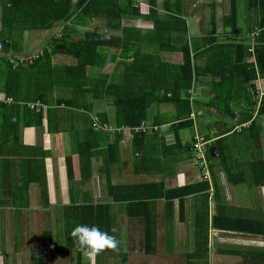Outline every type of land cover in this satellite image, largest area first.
<instances>
[{
	"label": "crops",
	"instance_id": "0c3cea01",
	"mask_svg": "<svg viewBox=\"0 0 264 264\" xmlns=\"http://www.w3.org/2000/svg\"><path fill=\"white\" fill-rule=\"evenodd\" d=\"M137 1L142 10L148 12L150 1ZM156 1L162 7L165 0ZM184 1L183 11L191 36L198 35L203 18L210 16L213 8L218 17L229 14L231 9L230 0H202L205 8H198L196 2L200 0ZM239 1L242 32L254 22V17L253 13L243 10L245 0ZM5 4L10 8L8 0H0V48L10 50L9 53L18 55L49 48L55 34L65 27V23H60L58 28L50 30L18 28L16 11H7L4 15ZM126 27L150 29L153 22L125 17L121 28L110 29L102 22L99 25L88 19L85 24L76 25L74 31L77 36L87 31L121 36ZM142 44L144 52L153 56L154 65L162 61L178 65L184 62L178 50ZM254 44L251 40L252 52ZM208 58L207 54L196 58L199 75L193 87L182 92V100L189 102V113H184L186 107L180 103L154 102L148 107L139 131L118 125L112 96L105 97L109 84L112 92L118 90L116 87L124 79L126 64L132 62V58L123 57L121 50L115 48L110 49L103 67H88L92 84L106 78L105 85L93 88L92 93L79 90L80 102L89 103L90 110L74 109V113L68 114L67 106L54 107L63 109L53 116V126L59 131L48 130L47 107L37 110L44 114L42 124L20 126L17 136L13 120L12 124L5 122L0 112V264H190L195 260L192 255L198 254L194 242L205 239V231L201 229L198 234L196 227L199 224L205 227L206 222L209 247L225 234L264 241L260 235L212 227L219 210L264 220V114L259 113L264 77L249 82L231 76L225 83L216 85L214 80L218 82L219 78L210 72ZM50 59L56 72V84L51 93L52 103L56 104L57 98L73 94V90L62 84V75L66 67L75 65L76 59L63 54ZM253 59L251 56L249 61L254 62ZM223 61L225 65L226 59ZM166 78L176 77L170 74ZM155 80H148L145 85L160 84ZM99 92L104 97L94 98ZM0 98L5 99L3 93ZM90 113L104 115L107 124L115 130L102 131V137H88L85 131L91 125ZM105 133L118 146V159L109 166L105 165L110 144ZM198 134L205 138L208 151L211 146L217 147L218 155L208 160L209 178H204V170L195 160L192 144ZM216 140L220 141L219 147ZM79 144L95 151L89 178L83 179L81 175ZM70 155L74 162L72 181L67 178L66 168V157ZM113 186H122L116 190L121 201L116 202L110 196ZM44 187H47L48 199L43 196ZM71 191L88 192L94 203L111 204L112 237L117 241L114 249L91 257L84 253L79 256L77 249L65 248L64 231L61 237H56L54 245L43 244L45 226L58 217L63 218L62 210L70 203ZM58 193H67V199H57ZM128 200L139 205L132 209L134 215L130 217L127 216ZM50 209L56 211L50 213ZM147 241L151 242V251H148ZM216 253V260L227 256ZM232 257L239 264L244 258ZM249 260L250 264H259L258 259Z\"/></svg>",
	"mask_w": 264,
	"mask_h": 264
},
{
	"label": "trees",
	"instance_id": "16d2710c",
	"mask_svg": "<svg viewBox=\"0 0 264 264\" xmlns=\"http://www.w3.org/2000/svg\"><path fill=\"white\" fill-rule=\"evenodd\" d=\"M149 1L151 6L148 12H144L137 0H8L10 8H7L8 6L5 4L4 15L7 11L15 10L18 28L50 30L58 28L60 23H65L60 36L55 34L49 48L45 47L44 54L33 63L20 64L15 67L5 58L0 59V93L5 96V99L0 101V112L3 113L5 122L12 124L11 120H13L12 125L15 128L16 136L20 126L42 124L44 118L42 111L31 109L26 103L39 102L47 106L49 131L57 129L53 126V116L63 110L54 107L67 106L68 114L70 111L74 113V109L90 110L89 103L80 102L79 93L81 92L79 90L82 92L87 90L86 92L92 93L93 88H102L105 85V77L92 84L88 76V67H103L112 48L120 49L121 55L132 58V62L126 64L124 79L116 87L118 90L112 92L111 88L113 87L109 84L105 97L112 96L110 99L117 107L118 125L129 127L132 130L141 126L145 121L147 109L154 102L167 100L174 104L180 103L186 107L184 113H189V102L186 99L182 100V92L193 87L195 78L199 75V66L196 61L202 55L207 54L210 72L219 78L218 82L214 80L216 85L225 83L231 76L249 82L259 76L264 77V0H245L246 8L243 10L247 14L253 13L254 22L248 25L244 31L240 30V1L230 0V13L218 17L213 8L211 15L203 18V27L200 28L196 36L189 34L187 18L183 11L184 0H165L162 7L158 6L156 0ZM199 7L205 8V4H199ZM125 17L151 20L153 27L150 29L126 27L123 28L121 36L89 31L77 36L74 31L76 25H83L88 19L94 20L99 25L102 22V25L110 29H119L122 27V20ZM2 35L5 37V34ZM251 40L255 42L254 52L250 50ZM142 43L155 44L160 49L167 47L170 50H178L182 53L184 62L178 65L162 61L154 65L153 56L144 52ZM9 51L6 48H0V52L7 54ZM57 54L75 58L76 63L66 67L62 75L64 77L62 84L73 90V94L67 98H57L56 104H53L51 93L56 84V72L51 67L50 58ZM251 56H253L254 62L249 61ZM224 59H226L225 65L222 64ZM159 74L162 77H158ZM170 74H174L176 78L167 79L166 77H170ZM148 80L159 81L160 84L156 82V86L148 87L145 85ZM108 90L110 92L107 93ZM102 97L104 95L101 92L94 94V98ZM211 104L214 105V103ZM232 111L233 109L230 108V113ZM259 113L264 114V97ZM89 116L91 125L85 131L88 137H102V131L105 130L95 128L93 119L97 116L101 122L107 123L104 115L90 113ZM151 128L154 127L151 126ZM108 131L112 132V130ZM106 136L110 144L107 145L108 156L105 165L109 166L118 159V146L116 141L110 139L107 134ZM219 142V140L215 142L218 147ZM194 144L195 139L192 148ZM77 153L83 179L91 177L92 159L95 151L79 144ZM219 153L221 156L222 151L220 150ZM211 159L210 153L207 151V160ZM66 168L67 178L72 181L75 178L72 155L66 157ZM22 173L26 174L24 171ZM113 187L114 191L109 192L110 196L116 202L121 201L122 199L116 195V190L122 186ZM44 189L43 196L48 199L47 187ZM69 200L70 203L62 210L63 218L61 219L63 222L60 224L61 226L59 223L57 225L60 227L54 226L56 220L45 226L43 244L54 245L56 236L61 237L62 231H64L67 240H65V248L68 250L70 248L77 249L79 256H82L83 252L71 237L72 229L77 224H87L96 226L112 236L114 217L110 212L111 204L94 203L91 201L92 198H89L88 192L75 194L71 191ZM128 203L127 216L130 217L134 215L132 209L139 205H136L137 202L134 200H128ZM55 211L50 209L49 212ZM199 225H197L196 231H199L198 234H200L203 229L205 239H196L194 245H196L198 254L192 255V259L195 260L189 263L210 264L209 224L206 222L205 227ZM212 227L264 237L263 219L235 216L227 210H219V213L213 218ZM147 244L148 251H151V242L147 241ZM108 250L110 249L105 248L99 254L106 253ZM217 251L225 255L258 259L259 264H264V247L224 245L217 246Z\"/></svg>",
	"mask_w": 264,
	"mask_h": 264
},
{
	"label": "built area",
	"instance_id": "2783aa9c",
	"mask_svg": "<svg viewBox=\"0 0 264 264\" xmlns=\"http://www.w3.org/2000/svg\"><path fill=\"white\" fill-rule=\"evenodd\" d=\"M44 54V50H36L32 52H28L25 54H14V53H3L0 52V59L5 58L9 61V63L13 64V66H19L20 64H28L33 63L35 60H37L40 56ZM4 100V98H0V101ZM26 105L31 109H40V108H46L47 106H44L42 104L38 103H26ZM192 117L195 118V114H192ZM93 126L97 129H103V130H115L111 128L107 123H103L99 120L97 116L93 119ZM144 127H141V129ZM136 130H140V128H136ZM206 141L205 138L198 134L195 136V144L193 147L194 153H195V160L196 163L204 170V178H209V170H208V160H207V148L205 147Z\"/></svg>",
	"mask_w": 264,
	"mask_h": 264
},
{
	"label": "clouds",
	"instance_id": "9594fccd",
	"mask_svg": "<svg viewBox=\"0 0 264 264\" xmlns=\"http://www.w3.org/2000/svg\"><path fill=\"white\" fill-rule=\"evenodd\" d=\"M60 32L62 29L57 35L60 36ZM71 237L80 250L89 257L99 254L105 248L114 249L117 245V241L108 233L87 224H77L71 231Z\"/></svg>",
	"mask_w": 264,
	"mask_h": 264
},
{
	"label": "rangeland",
	"instance_id": "374dc122",
	"mask_svg": "<svg viewBox=\"0 0 264 264\" xmlns=\"http://www.w3.org/2000/svg\"><path fill=\"white\" fill-rule=\"evenodd\" d=\"M202 4L205 3V1L203 2L202 0L196 2V4ZM57 199L59 200H63V199H67V193L61 194L58 193ZM57 220H59V225L62 224V219H60L59 217L56 218V222ZM51 223H54L51 221ZM56 228L60 227L57 224L54 225ZM226 236L222 237L220 240H215L213 241V243L211 242V246L209 247V262L210 264H214L216 258H217V246H223V245H243V246H256V248H259L257 246L260 247H264V241L257 239L256 237H250V236H240V235H230V234H225ZM58 237V235L56 236ZM240 239V240H239ZM67 241V240H66ZM249 258H243L242 259V263L241 264H250L249 262ZM236 260L234 257L232 256H226L223 257V259H219L216 260V264H239V263H235Z\"/></svg>",
	"mask_w": 264,
	"mask_h": 264
},
{
	"label": "water",
	"instance_id": "95a60500",
	"mask_svg": "<svg viewBox=\"0 0 264 264\" xmlns=\"http://www.w3.org/2000/svg\"><path fill=\"white\" fill-rule=\"evenodd\" d=\"M209 153H210L211 157H216L218 155L217 147L216 146H211L209 148Z\"/></svg>",
	"mask_w": 264,
	"mask_h": 264
}]
</instances>
